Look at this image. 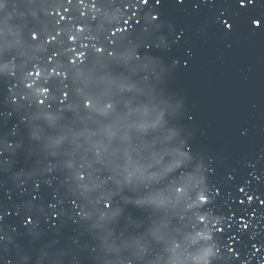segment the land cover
I'll return each mask as SVG.
<instances>
[{
    "label": "water",
    "instance_id": "1",
    "mask_svg": "<svg viewBox=\"0 0 264 264\" xmlns=\"http://www.w3.org/2000/svg\"><path fill=\"white\" fill-rule=\"evenodd\" d=\"M0 264H264V0H0Z\"/></svg>",
    "mask_w": 264,
    "mask_h": 264
},
{
    "label": "snow or ice",
    "instance_id": "2",
    "mask_svg": "<svg viewBox=\"0 0 264 264\" xmlns=\"http://www.w3.org/2000/svg\"><path fill=\"white\" fill-rule=\"evenodd\" d=\"M241 2H243V0H241ZM253 23H258V21H253ZM120 30L123 31L124 29H120Z\"/></svg>",
    "mask_w": 264,
    "mask_h": 264
},
{
    "label": "clouds",
    "instance_id": "3",
    "mask_svg": "<svg viewBox=\"0 0 264 264\" xmlns=\"http://www.w3.org/2000/svg\"><path fill=\"white\" fill-rule=\"evenodd\" d=\"M200 199H201V200H205L206 198H205V197H201Z\"/></svg>",
    "mask_w": 264,
    "mask_h": 264
}]
</instances>
